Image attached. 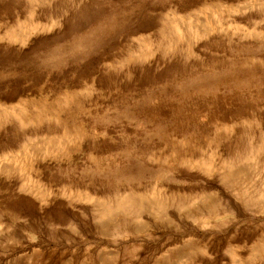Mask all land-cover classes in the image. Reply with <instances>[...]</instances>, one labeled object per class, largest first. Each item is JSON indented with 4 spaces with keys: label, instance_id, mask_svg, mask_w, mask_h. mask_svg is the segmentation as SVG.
Listing matches in <instances>:
<instances>
[{
    "label": "rangeland",
    "instance_id": "374dc122",
    "mask_svg": "<svg viewBox=\"0 0 264 264\" xmlns=\"http://www.w3.org/2000/svg\"><path fill=\"white\" fill-rule=\"evenodd\" d=\"M0 264H264V0H0Z\"/></svg>",
    "mask_w": 264,
    "mask_h": 264
}]
</instances>
